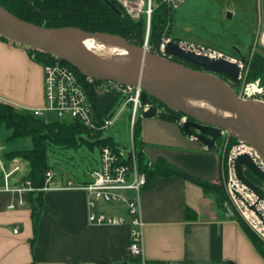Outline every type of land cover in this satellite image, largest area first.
Listing matches in <instances>:
<instances>
[{
  "label": "crops",
  "instance_id": "1",
  "mask_svg": "<svg viewBox=\"0 0 264 264\" xmlns=\"http://www.w3.org/2000/svg\"><path fill=\"white\" fill-rule=\"evenodd\" d=\"M187 1L175 2V8H180ZM203 1L214 4L215 8L218 5L217 11L221 14L220 21L223 24L224 21L232 22L235 16L246 19L250 13L257 14L258 9V0ZM209 5L205 6L206 10L208 7L211 10ZM254 22L255 19L252 21V34ZM172 25L171 22L170 34L174 40L196 42L197 39L192 36L183 38L178 32L175 33ZM223 28L217 29V36L208 33L197 42L215 49L213 44L231 43L228 37L223 36ZM257 33L255 30L253 42ZM234 49V54L223 52L231 58L240 59L236 44ZM42 77L43 68L31 59L25 48L0 39L1 101L8 102L17 110L31 111L42 107ZM96 94L97 108L102 113L112 109L119 97V93L110 89H97ZM139 122L142 151L147 160L161 158L192 176L207 182H220L222 163L219 150L215 148L217 142L213 148L207 149L195 138L185 134L176 121L162 119L157 113L149 117L142 116ZM10 133L11 129L0 124V264H67L69 261L95 260L124 264L129 259L128 225L88 223L87 197L80 188L50 189L42 193L36 234L32 226L29 194L22 206L7 208L9 202L17 201L19 197L2 190L5 185L3 170L18 166L19 170L8 177L11 185L26 177L30 171L27 160L10 156V153L33 146L32 139L27 136L7 140ZM55 180L64 183L69 179ZM36 193L33 195L36 196ZM128 194L132 195L130 192ZM140 208L144 223L143 252L149 262L264 264L263 257L253 247L238 221L227 216L225 210L219 209L212 196L206 195L195 182L176 176L171 179L157 177L150 186L141 189ZM106 212L127 218L121 206ZM15 227H18L17 233L13 232Z\"/></svg>",
  "mask_w": 264,
  "mask_h": 264
},
{
  "label": "water",
  "instance_id": "2",
  "mask_svg": "<svg viewBox=\"0 0 264 264\" xmlns=\"http://www.w3.org/2000/svg\"><path fill=\"white\" fill-rule=\"evenodd\" d=\"M105 1L113 11L120 12L109 0ZM0 38L62 59L84 77L112 81L119 86H138L141 101L152 96L170 110L185 114L188 121L182 125L183 132L207 149L222 137L223 130L255 148L264 160V102L242 98L232 89L231 81L238 79L240 71L236 63L185 51L173 41L165 45L166 55L161 56L146 49L142 41L131 44L120 35L86 32L77 27L45 28L16 17L3 6ZM89 38L122 48L131 62L87 47L84 41ZM192 100L211 107L191 105L188 101ZM155 114L156 107H151L143 112V117ZM233 162L235 176L256 194L258 201L264 202V173L245 153L237 155ZM245 171L256 180L247 177ZM249 209L260 218L255 205Z\"/></svg>",
  "mask_w": 264,
  "mask_h": 264
},
{
  "label": "built area",
  "instance_id": "3",
  "mask_svg": "<svg viewBox=\"0 0 264 264\" xmlns=\"http://www.w3.org/2000/svg\"><path fill=\"white\" fill-rule=\"evenodd\" d=\"M126 12L138 16V12H142L146 3V18L151 13L152 0H115ZM134 17V16H133ZM171 41L168 37H163L161 42L154 48V53L166 55L165 45ZM177 46L185 51L193 52L200 56H207L212 59H224L232 63H236L240 69L238 79H244L246 62L238 58L227 56L222 50L212 48L207 45L199 44L194 41L183 39L173 40ZM145 48L148 47L145 45ZM149 50V49H148ZM43 68V95L44 105L40 108H34L31 112L37 116H41L43 112H53L57 118L74 119L83 123L88 129L106 130L107 127L113 125L117 117L118 111L112 116L103 120L102 124L96 123L94 118V109L86 91V86L90 85L94 79L84 77L80 78L72 68L56 59L53 62L41 65ZM98 89L114 90L122 96V106L130 104L131 108V127L134 124L135 117H142L143 112L151 107H156V113L162 110L156 103L143 102L140 99V87L119 86L112 81L103 82ZM241 93L246 98L252 97L259 88L256 84H245L240 87ZM188 121L185 114H181L177 120V124L182 125ZM222 137L228 139L230 135L221 131ZM206 148V147H205ZM100 159L97 167H94L89 174L87 182L75 184L73 181L58 182L54 178L52 170L45 172L44 185L35 187L27 177L17 181L14 185L8 183V177L19 170L18 166H14L11 170H3L5 192L15 193L18 195L17 201H11L7 204V208L13 209L22 206L27 198V194L39 191H49L50 189H82L87 197L86 210L87 221L90 224H127L129 227V243L127 252L129 259L124 264H165L162 261H147L143 252V227L144 223L141 217L140 208V191L146 185L145 174L139 171L136 165L135 151H133L132 140L129 147L124 150L119 146H101L99 148ZM245 153L251 161L254 162L264 173V160L252 146L238 141L230 147L225 159L222 162L221 177L224 178L223 186L227 194V201L224 203L225 214L233 217L234 213L245 220L248 227L264 242V202L258 201L256 194L250 191L236 176L234 171L233 160L237 155ZM222 179V178H221ZM130 192L132 195H129ZM255 205L256 211L260 214V218L254 210L249 207ZM117 206L124 207L127 218L122 215H113L108 209H115ZM106 209V211H102ZM18 227L13 229L17 233ZM67 264H109L104 261H69Z\"/></svg>",
  "mask_w": 264,
  "mask_h": 264
},
{
  "label": "trees",
  "instance_id": "4",
  "mask_svg": "<svg viewBox=\"0 0 264 264\" xmlns=\"http://www.w3.org/2000/svg\"><path fill=\"white\" fill-rule=\"evenodd\" d=\"M109 1L118 7L120 12L116 13L113 11L105 0H0V6H3L13 15L26 22L34 23L45 28L77 27L86 32H105L117 36L120 35L131 44L133 40L142 41L145 38L144 32L147 23L145 18H140L136 21L131 20L118 2L115 0ZM171 19L172 11L170 5H167L166 2H159L153 8L149 19L150 24L147 41V47L150 51H154V47L157 46L156 44L164 37L162 36L163 34L165 36L171 35L169 34ZM26 51L29 53L31 59L40 65L56 60L55 57L49 54L46 55L33 49H26ZM59 61L72 68L80 78H83L73 66L62 59ZM246 76V83L258 80L260 81V85L264 87V61L260 59L259 55L251 58ZM103 82L105 81L94 79L90 85L86 86L87 94L94 109V118L98 125L102 124L104 119L112 117L117 112L115 107H112L106 113H102L97 108L98 97L96 91ZM122 99V96L119 95L115 106L118 103L120 104ZM261 99H264V96H261ZM149 101L156 103L162 108L157 113L162 119L165 118L177 122L179 116L183 114L170 110L152 96H149L145 102ZM127 107L130 108L129 103ZM130 117L131 112L128 115L129 125ZM139 118L137 116L135 117L130 134L132 136L133 151H135L136 165L139 171L145 174L146 185L144 187L150 186L157 177L167 179H171L174 176L183 177L200 185L202 191L206 195H211L215 205L224 211L227 194L221 182H207L181 169L179 170L161 158H157L154 161L147 160L142 151L143 141ZM0 124L6 125V127L11 129L7 140H13L21 136H27L32 139L33 146L31 149L15 151L10 153V156L22 157L28 161L30 171L26 177L35 187H42L45 183V172L53 169V167L48 165L49 149L76 150L78 147L86 145L92 150L93 146L99 148L107 145L118 146L113 142L112 137L103 136L104 130H91L80 121L68 118H57L53 121L44 122L40 116L33 114L31 111L17 110L8 102L1 100ZM237 142V139L230 136L228 148ZM244 173L250 179L256 180L248 172L245 171ZM42 193V191H39L36 193V196L33 193L28 196L31 203V218L34 234H36V224L41 213ZM233 218L238 221L253 247L264 259V242L251 231L240 215L234 213Z\"/></svg>",
  "mask_w": 264,
  "mask_h": 264
},
{
  "label": "rangeland",
  "instance_id": "5",
  "mask_svg": "<svg viewBox=\"0 0 264 264\" xmlns=\"http://www.w3.org/2000/svg\"><path fill=\"white\" fill-rule=\"evenodd\" d=\"M159 2H166L167 5H170L172 11V23H173L172 30L175 33L178 32V34H180V36H183V38H188L192 36L195 39L199 40L201 37L203 38V36L207 35L208 33L212 36L214 35L217 36L218 35L217 29H219V27L220 28L224 27L222 30L223 36L228 37L229 38L228 40L231 43L224 42L219 44L217 43V45L213 44V46L216 47L218 50H222L229 54H234L235 49L233 50V46L234 44H236V47L238 48V52H239L238 53L239 58L240 59L244 58V61H248V62L250 61V63H251V58L253 56L255 55L264 56V0H258L257 14L254 13L253 15L252 13H250L248 14V17L246 19L242 16H235L232 22L224 21V24L221 23L220 21L221 14L220 12L217 11L218 5L217 8H215L214 4L211 5L206 4L203 0H189L185 4H182L180 8L176 9L175 8L176 1L174 0H152L150 4L151 13L153 8H155ZM206 5L211 6V10L210 7L207 8L208 10H206L205 9ZM146 8L147 6L145 3V7H143L142 9L143 11L138 12L137 13L138 16L132 15V17L126 12L124 8L123 9L126 15L131 20L136 21L139 20L140 18H145V21H147V23L144 32L145 38L142 40V42L146 46H148L147 41H148V31L150 24L149 19L151 13L149 18L147 19L145 13ZM253 18L256 21L254 22L255 23L254 32L255 30H257L258 32L255 42H253V39L255 38L254 32L253 34L251 32L253 29V24H252V21H254ZM162 36L170 38L171 41L174 40L171 35L165 36L163 34ZM1 40L11 43L9 40L4 38ZM161 40L159 41V43L161 42ZM139 42L140 41L138 40H133L134 44H138ZM197 43L201 44L199 41ZM252 45L253 48H251L250 51V46ZM15 46L22 47L18 44ZM245 69L246 70L244 71H246L245 72L246 75L247 71L249 70V65H246ZM237 80L238 81L232 84L231 87H233L232 89L236 90L240 94L241 93L240 86L242 79L241 80L237 79ZM251 83L253 82H249L246 84L250 85ZM243 97L246 98L244 94ZM256 99L264 102V99L261 98H256ZM122 103L123 102L120 101V104L118 103L116 106H114L116 108V111H118L117 117L114 121L115 123L107 127L106 130H104L103 136L112 137V140L116 145H118L121 149L126 150L129 147L132 140V136L130 134V125L128 122L129 121L128 115L131 112V109L128 108L127 106H122ZM40 118L44 122L53 121L57 119L56 115L50 111L43 112ZM216 142L217 144L215 148L219 150L220 163H222L232 145L228 148L229 138L227 139L226 136H223L222 138L218 139ZM48 153H49L48 165L53 167L55 178L63 179V180L69 179L73 181L75 184L81 182L82 180L89 179L90 172L93 170L94 167H97L100 159L99 147L97 146H93L92 150H90L89 147H87L86 145H82L78 147V149L76 150L75 149L63 150V149L53 148V150L49 149ZM220 182L223 185L224 182L223 177L220 180ZM258 184L261 185L260 182H258Z\"/></svg>",
  "mask_w": 264,
  "mask_h": 264
},
{
  "label": "bare ground",
  "instance_id": "6",
  "mask_svg": "<svg viewBox=\"0 0 264 264\" xmlns=\"http://www.w3.org/2000/svg\"><path fill=\"white\" fill-rule=\"evenodd\" d=\"M84 44L87 46V47H91V48H94L98 51H101V52H106V53H109L117 58H122L124 60H128L131 62V60L128 58L127 56V52L125 50H123L122 48H118L112 44H109L107 42H100V41H97V40H94V39H88V40H85L84 41ZM134 62V61H133ZM132 62V63H133ZM189 104H194L196 106H201V107H204V108H207V107H211L210 105L208 104H205V103H202L200 101H197V100H192V101H188Z\"/></svg>",
  "mask_w": 264,
  "mask_h": 264
},
{
  "label": "flooded vegetation",
  "instance_id": "7",
  "mask_svg": "<svg viewBox=\"0 0 264 264\" xmlns=\"http://www.w3.org/2000/svg\"><path fill=\"white\" fill-rule=\"evenodd\" d=\"M259 57H260V59H262V61H264V56H261V55H259ZM241 60H244V58H242ZM246 62V65H249L250 66V61L248 62V61H245ZM248 72V71H247ZM246 76V75H245ZM223 77V76H222ZM247 77V76H246ZM246 77L244 78V79H242L241 80V86L243 85H245L246 84V82H245V79H246ZM223 78H225L226 80H228L226 77H223ZM229 81V80H228ZM236 81H238L237 79L235 80V81H231V86H232V84H234ZM254 84H256V87L257 88H259V92H256L255 94H254V96L252 97V98H261V96H264V87L263 86H261L260 85V81H255V82H253ZM240 86V87H241ZM233 88V87H232Z\"/></svg>",
  "mask_w": 264,
  "mask_h": 264
}]
</instances>
